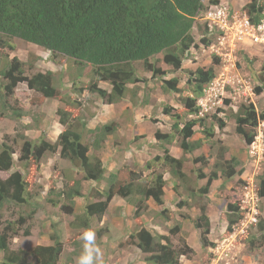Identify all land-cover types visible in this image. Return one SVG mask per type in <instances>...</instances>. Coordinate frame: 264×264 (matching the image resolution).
I'll list each match as a JSON object with an SVG mask.
<instances>
[{"label":"trees","instance_id":"trees-1","mask_svg":"<svg viewBox=\"0 0 264 264\" xmlns=\"http://www.w3.org/2000/svg\"><path fill=\"white\" fill-rule=\"evenodd\" d=\"M218 3L222 2L209 0L207 5L206 0H0V50L12 49L8 40L13 38L44 49L55 66L60 64L59 58L70 65L69 77L71 87L75 90L65 93L61 76L56 77L52 70L25 74V63L16 56L6 58L0 67L1 118L15 121L29 118L35 122V126L38 124L37 118L30 116L20 104L19 96L26 92H15L17 84L23 82L29 90L38 93V97L30 101L32 105H41L46 99L56 100L60 104L55 109V115L62 126L54 141L47 139L44 134L32 139L22 132L13 138L4 135L0 142V171L9 172L7 177H0V264H57L64 245L72 244L80 239L84 231L92 229V221L103 217L114 196L125 199L135 207V218L147 212V200L152 199L157 205L163 204L165 180L162 166H167L171 174L179 179L184 174V155L175 158L164 149L159 169V158L154 157L143 167L136 164L130 167L126 164L106 175L107 168L101 153L105 149L107 137L116 136L119 123L112 120L88 127L95 114L86 112L79 95L83 96L84 89H87L102 103H117L126 99L129 93L133 100L136 93L128 85L142 82L144 87L140 98L141 104H144L150 96L146 91L149 81L161 80L163 91L178 93L177 102L184 111L171 114L172 108L164 105L163 112L171 115L174 123L170 126V133L155 131V139L170 143L178 136L183 153H191L202 142L200 139L191 141L195 127L198 126L202 127L204 139L211 143L209 138L213 128L207 126V117L198 116L196 100L215 77V69L212 65L192 69L184 67V63L190 59L192 50L199 45L208 48L212 42L214 34L208 33L206 24L198 23V20L203 19L209 5ZM242 10L251 22L258 23L263 16L264 0H247ZM195 26L200 30L198 38L193 34ZM159 55L161 56L157 57ZM158 61L167 67H161L157 64ZM216 62L214 60L213 63ZM139 70L150 72L151 75L139 76ZM179 73L186 76L183 81L186 89L178 87ZM86 75L89 79L82 83ZM100 82H106L110 89L100 87ZM255 82V94L264 95V62L255 76ZM183 90L189 91L193 96L181 93ZM233 117L235 133L249 145L254 141L259 121H264V107L257 112L252 103L241 104ZM216 125L221 129L224 122L218 119ZM17 139L22 140L19 151L17 150L19 168L11 171ZM219 142L213 140L215 145ZM114 144L116 149L119 144L117 139ZM217 150V157L199 156L192 160L193 163L200 162L202 165L214 162V168L208 174H198V178L207 175L201 194L207 192L211 180L217 178L218 171L225 179L243 173V167H239L236 158L224 157L225 146L220 145ZM47 154H57L68 166L62 169L64 181L61 187L56 190L52 186L45 193L44 200L62 213L72 216V220L65 223V235L57 228L58 223H50L52 230L47 231L51 241L49 245L36 244L31 248L13 249L11 239L19 234L21 227L28 221L30 225L33 223L41 206L36 198L37 193L29 188L24 171L37 177L41 160ZM146 170L149 173L144 177L143 172ZM73 172L75 173L72 174ZM84 180L96 184L106 181V186L103 190L96 185L92 186L84 194ZM238 183L243 185L244 181L238 179ZM257 193L264 198V171L258 176ZM76 197H82L84 201L81 214L74 212ZM199 197L200 214L192 219V223L198 231L199 244L204 251L215 244L209 237L211 226L205 210L207 201L203 202V197ZM12 206L20 210L18 217L13 221L5 220L3 209ZM166 212L164 208L159 214L165 217ZM224 213L226 231L230 233L242 218L239 204L228 201ZM184 217L187 215H182ZM256 226L257 234L264 238V219L261 218ZM180 229V223L176 222L167 229V234H160L147 225L140 224L124 240H120L119 247H137L144 254L143 260L150 264H181V258H191L194 250L181 236L178 244L173 241L172 236L179 234ZM102 231L99 230L98 235ZM22 234L30 235L29 226L25 227ZM209 259L210 262L212 258Z\"/></svg>","mask_w":264,"mask_h":264},{"label":"rangeland","instance_id":"rangeland-1","mask_svg":"<svg viewBox=\"0 0 264 264\" xmlns=\"http://www.w3.org/2000/svg\"><path fill=\"white\" fill-rule=\"evenodd\" d=\"M244 0H235L234 5L228 4L227 2H222L228 4L231 8L240 9ZM206 4H209V0H206ZM202 20H198V23H202ZM200 30L198 26H195L193 29V34L196 38ZM8 43L12 45L11 48H5L0 50V67L5 62V59H10L16 56L18 59L25 63L24 69L25 74L31 75L36 71H45L52 70L56 73V77L61 76L62 89L65 93H72L71 79L69 77V72L71 68L68 66L66 61H61L58 59V66L54 65L49 60L48 53L29 42L22 41L20 39H9ZM199 45L198 48L192 50V55L189 60L186 62V67L194 69L197 66H210L212 65L215 69V77L208 83L203 93H211L208 100V110L205 116L216 114L218 112L222 113L221 117L233 118L231 104L236 106L238 110L241 104L252 103L255 106L257 112L261 111L264 107V95L255 94V76L260 71V66L264 62V44H250L249 42L244 43L240 46L239 49L231 57H222L218 56L215 52L209 50L206 47ZM161 55L157 56L160 57ZM216 60V63H213ZM161 67L166 68L167 65L161 61L157 63ZM60 65V66H59ZM69 67V68H68ZM70 69V70H69ZM139 76H149L150 72H143L139 70ZM180 82L178 87L186 89V85L183 84L186 76L183 73H179ZM88 76H84L82 83H85ZM171 77V76H170ZM150 86L147 88V93H151L148 102L141 104V91L144 87L142 82L139 83H130L128 86L135 90L136 98L133 100L130 99V93L127 98L119 101L117 103H102L101 100L97 97L91 95L87 89H84L83 96L79 95L82 100L86 112H91L95 114V117L91 120L89 124L92 125L95 123H105L112 121L110 119L113 116H116L117 121L122 125L124 122L128 123L134 121L136 122V127L141 129V123L147 121L148 125H154L157 130L160 125L161 129L164 124V115L163 112L164 105H168L172 108L171 114L175 112H183L184 110L178 105L176 96L168 95L170 93L163 91L161 88V80L149 81ZM80 86L82 84H79ZM78 85V86H79ZM108 85V84H107ZM100 87L109 90L110 87L106 86L104 83L99 84ZM108 87V88H107ZM152 88V89H151ZM15 92H26L19 96L20 104L26 109L30 116L37 118L38 124L35 126V122L29 118H23L19 121H15L9 118L0 117V142L3 140L4 135H9L13 138L15 135L24 132L27 137L36 139L41 134H44L45 137L51 141L55 140L56 137L54 131L59 127L58 118L55 115V109L58 105V102L53 99H46L45 102L41 105H32L31 100L35 97H38V93L29 90L25 83L20 82L15 88ZM150 90V92L148 91ZM75 92V90H73ZM77 93V92H76ZM181 93H190L189 91L183 90ZM178 94V93H177ZM176 94V95H177ZM204 94V95H205ZM20 95V93L18 94ZM74 95V94H72ZM76 95V94H75ZM168 115V114H167ZM230 115V116H229ZM170 119L171 115H168ZM220 118H216L215 123ZM228 120V119H227ZM230 120V119H229ZM228 120V122H229ZM222 121V120H221ZM171 122V120H169ZM235 122V121H234ZM162 124V125H161ZM217 124V123H216ZM145 125V124H144ZM133 125H127L123 128L124 132L129 133V127ZM171 126V124H170ZM235 127V126H234ZM145 128V127H144ZM229 129V124L227 125ZM156 130V131H157ZM146 131V130H145ZM235 131V129H234ZM232 132V131H230ZM264 121H259L258 126L256 127V136L253 143L255 147L256 154L254 157L248 156V149L251 144H245L246 156L244 163H241L240 167H243V173L245 172L246 177L252 176L255 183H258V176L264 171ZM134 134V133H132ZM126 135L119 136L122 142V147L127 145L128 140L125 138ZM240 137V136H239ZM110 139L111 136L109 135ZM242 139V138H241ZM113 137L109 140L112 143ZM243 140V139H242ZM114 141V140H113ZM219 141V140H218ZM126 142V143H125ZM22 144V140L17 139L15 149L16 153L14 154V166L11 168V171L19 168V162L17 161L19 148ZM222 145L221 142L217 143L215 149L212 151V154L209 156H218V147ZM204 156V155H203ZM214 162L204 165L208 166L209 170L213 169ZM68 164L59 159L57 154H47L41 160V177L37 178L29 171L26 172L25 178L29 183V188L37 193L36 198L40 201V208L37 211L33 223L30 225V221L24 224L21 227L19 234L11 239V248H31L39 242H42L45 237L48 235L47 231L52 229L49 227L51 222L58 223L57 228H62L70 217L62 213L57 207H52L48 204L45 199L46 189L52 188V186L57 189L63 184V173L62 169L66 168ZM200 169V168H199ZM73 172L72 174H74ZM242 173V174H243ZM9 172L0 171V177L5 178ZM49 174V176H47ZM33 175V176H32ZM238 176V175H237ZM48 177L50 180L48 182ZM79 178L80 175H77ZM244 181V179H243ZM236 186L242 188V184L238 183V180L235 182ZM238 193L241 195L236 196L233 201L237 202L240 207V213L242 218L240 221L233 227V231L228 233L223 232L224 229H217L218 232H214L212 235L216 238L213 247H209L203 251V254L199 257L195 253L191 258L182 257L183 264H209V258H216L210 264H264V238L257 234V224L260 219H264V198H260L257 202L258 216L256 222L247 223V217L245 215L246 209H243L244 204L241 203L242 190ZM226 205V204H225ZM225 210V207H224ZM20 210L18 207L12 206L3 209L4 219L5 220H15L18 217V212ZM225 216V213H224ZM226 218V216H225ZM26 226L30 228V235L25 236L22 234V231ZM31 226V227H30ZM168 232V231H167ZM223 234V236H221ZM173 241L178 244L179 236H172ZM210 251V252H209Z\"/></svg>","mask_w":264,"mask_h":264},{"label":"crops","instance_id":"crops-1","mask_svg":"<svg viewBox=\"0 0 264 264\" xmlns=\"http://www.w3.org/2000/svg\"><path fill=\"white\" fill-rule=\"evenodd\" d=\"M234 1L235 0H219V2H227L231 5H234ZM244 1L246 2L247 0ZM232 9L234 8L232 7ZM240 9H242V7ZM186 63L187 62L184 63V67L186 66ZM100 83H104L106 84V86H109L106 82ZM150 85L151 84H148V86ZM166 94L173 95L178 98V94L176 95V93ZM230 104V107L232 108V114L236 113V106L233 105V103ZM222 113L224 112L220 111L217 113V115L213 114L208 116L207 114L205 116L207 117V126L213 128L212 136L211 138H209V140H211V143H208V140L206 141L204 139V135L201 132L202 127L196 126L195 134L192 136L191 141L193 142L200 139L202 140V142L199 147H194L191 153L186 154L183 153V150L179 145L180 137L175 136V138L170 143H166L165 140H156L154 137V133L157 129L152 124H150L149 126L147 121L143 124L141 123V129L136 127L137 124L135 122V119H133L134 121L130 123H128V121L126 123L124 122V124L122 125L118 122L119 128L116 136H110L111 138L113 137V140L115 141L116 139L118 140V135H126L125 138L128 140V142L127 145H124V147H122V141L119 139V144L116 145L115 149L114 141L112 140V143H110L109 140L111 138L109 139L107 137L105 149H103L101 153V158L107 168L106 175L115 172L117 169L126 164L130 165V167L134 166L135 164L138 167H143L147 161L152 160L154 157L159 158V160L157 161V169H159L162 165L161 161L164 149H167L169 155L175 158H180L184 155V161L182 165V173L184 174L179 179L175 178L171 174L170 169L167 166H162L163 177L165 180L163 204L157 205L152 199L147 200V212L139 218H135L133 216L135 207L127 203L125 199L119 196H114L111 198L107 211L105 212L103 217L100 220L92 221V230H94L96 233V244L101 250L104 264H150L143 260L144 254L141 253V251L137 247H119L120 240H124L127 237L128 233L140 224H145L147 225V227L152 228L160 234H167V229L171 227L172 224L178 222L181 225V229L179 231V234L177 235L183 237V239L190 245V247H192L195 255H197L198 257L202 255L203 250L201 249V246L199 244L198 231L194 228L192 223V219L200 214L198 206L201 203V199L199 196L203 197V202L207 201L205 210L211 226L209 234L211 241L215 242L216 238H214L212 234L214 232H218L217 229L221 228L224 229L223 232L225 231L227 225V221L224 216L225 204L228 201H233L236 196L239 197V195H241V193H238V191L240 192L241 187L236 186L235 182L238 179L243 180L246 177V174L244 172L239 176L234 175L232 178L225 179L221 177V173L218 171L217 178L211 180L207 192L205 194H201V188L206 184L207 175L205 177L198 178V174L200 172H202L203 174H208L210 170L208 166H204L200 162H192L193 158H197L203 155L207 157L212 154V151L215 149L213 140H219L221 144L226 147V151L224 153V157L226 159H229L231 157L236 158L239 162V167L241 166L240 163H244L245 157H247L245 151V143L241 139V137H239V135H237V133H235L234 131V119L232 117H221ZM217 117L224 122V126L221 129L217 128V122H214L215 118ZM110 119L117 121L116 116L113 115ZM227 119H230L229 122ZM164 120V129H161L160 125L158 126V129L162 133H170V124H173L174 120L173 118L170 119L167 114L164 115ZM169 120H171V122H169ZM89 123L87 126L90 128L94 127L97 124L95 123V121L92 125H90ZM130 124L133 126L129 127V133L124 132L123 128H127L125 126ZM228 124L229 129H227ZM61 129L62 126L59 125V127H57V130L54 131V137H57ZM148 173L149 170L144 171L143 176L145 177ZM41 174H43V171H41L40 169V173L37 178H40ZM47 176H49V174ZM48 178L49 182L50 177ZM95 185L98 187V189L103 190L106 186V181H101L99 184H96L89 180L82 181L83 193L86 194L89 189ZM47 188L48 189H46V192L50 189L49 187ZM56 190L58 189L56 188ZM74 202V212L76 214H81L83 212L84 205L83 198L76 197L74 199ZM164 208L167 211L165 213V217L159 214V211ZM182 215H187V217L182 218ZM69 217L70 220H72V216ZM70 220H68L67 222H69ZM60 229L65 235V225ZM99 230L103 231L98 235ZM221 236H223V234ZM63 239H65V237ZM50 243L51 241L47 235L42 242H39L37 244L49 245ZM83 244L84 241L82 239V235L80 236V239L74 241L72 244L66 243L61 252V258L57 264H78V258L83 252ZM215 259L216 258H212L211 261L207 263L210 264ZM183 260L184 259L181 258V264H183Z\"/></svg>","mask_w":264,"mask_h":264},{"label":"built area","instance_id":"built-area-1","mask_svg":"<svg viewBox=\"0 0 264 264\" xmlns=\"http://www.w3.org/2000/svg\"><path fill=\"white\" fill-rule=\"evenodd\" d=\"M262 15L258 23H253L242 9H232L225 3L209 5L203 15L207 32L214 34L208 49L218 56L231 57L246 42L264 44V10ZM210 95L211 93H206L198 101L202 106V113L208 110L207 102ZM254 146L251 144L248 149L251 157L256 154ZM242 191L241 203L244 204L242 208L246 209L244 215V217H247L246 222H256L259 196L257 183H255L252 176L246 178L245 183L242 185Z\"/></svg>","mask_w":264,"mask_h":264},{"label":"clouds","instance_id":"clouds-1","mask_svg":"<svg viewBox=\"0 0 264 264\" xmlns=\"http://www.w3.org/2000/svg\"><path fill=\"white\" fill-rule=\"evenodd\" d=\"M204 94L205 93H203L196 100V104L199 107V112H198L199 117L205 116L204 113L207 112V111H205L202 113V111H203L202 106L198 102L201 98H203V96L206 95V94L205 95ZM189 96L192 97L193 95L191 93H189ZM248 156H250V155H248ZM246 178L247 177L244 178V183H245ZM241 190H242V188H241ZM260 198L261 197L259 196V199ZM82 239L84 241L83 252L80 255V257L78 258V264H104L101 250H100L99 246L96 244V233H95V231L92 229L84 231L82 234Z\"/></svg>","mask_w":264,"mask_h":264}]
</instances>
